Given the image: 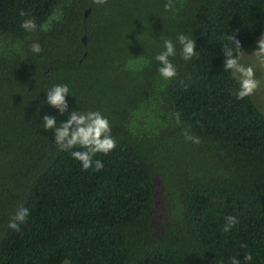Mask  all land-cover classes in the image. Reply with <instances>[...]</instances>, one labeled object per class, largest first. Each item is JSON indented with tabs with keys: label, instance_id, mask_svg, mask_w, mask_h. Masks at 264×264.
I'll list each match as a JSON object with an SVG mask.
<instances>
[{
	"label": "trees",
	"instance_id": "trees-1",
	"mask_svg": "<svg viewBox=\"0 0 264 264\" xmlns=\"http://www.w3.org/2000/svg\"><path fill=\"white\" fill-rule=\"evenodd\" d=\"M167 2L0 0V264L264 263V114L251 97L236 100L223 69L228 48L240 55L264 31V0ZM54 12L47 31L21 27ZM179 34L195 40L191 60ZM165 39L176 44L172 80L154 59ZM57 84L71 93L62 115L45 102ZM73 109L110 123L116 147L93 157L99 172L41 128L44 114L59 126ZM21 205L30 214L15 232ZM229 215L239 223L225 233Z\"/></svg>",
	"mask_w": 264,
	"mask_h": 264
},
{
	"label": "clouds",
	"instance_id": "clouds-1",
	"mask_svg": "<svg viewBox=\"0 0 264 264\" xmlns=\"http://www.w3.org/2000/svg\"><path fill=\"white\" fill-rule=\"evenodd\" d=\"M93 3L97 5H104L107 0H93ZM165 10H171L173 8L172 0L164 5ZM21 16H25L26 13L21 11ZM59 19V14L53 13L49 17V21L39 24L35 19H25L21 27L25 32H35L39 28L40 30L47 31L50 29L51 21ZM229 40L235 45L237 49L241 48L240 41L236 39L235 35H230ZM177 42L180 45V55L184 60H191L196 53L195 40L189 38L184 34L177 36ZM258 43V49L255 50L252 55L256 57L257 65H245L240 62L239 55H234L233 50L228 48L223 53V69L230 72L237 80L238 88L234 91V95L237 101H242L247 97L253 96L259 87V81L256 79L254 69L260 66H264V33L261 34ZM40 43L33 42L30 46V51L39 54L42 52ZM176 55V44L171 39L164 40V50L155 55L154 59L158 63V73L164 80H172L177 76V70L170 57ZM71 94L66 84L53 85L46 90V103L56 108L59 114H64L68 110V102L66 96ZM39 113V108L37 109ZM176 125L182 123L180 119V113L174 114ZM41 128L45 130H53L54 143L59 151L72 150L70 155L74 160L80 162L83 171H87L92 168L94 171L99 172L103 169L104 164L101 160L97 159L93 161V157L97 153L107 155L113 151L116 147V141L111 135V126L106 117L99 111L81 112L73 109L68 112V119L66 121H58L56 117L44 114L41 122ZM182 135L186 141H190L194 144L200 143V137L192 134L187 128L183 129ZM29 209L23 205L19 206L15 214L10 218L7 227L15 232L21 231V225L26 223L29 216ZM226 222L222 229L227 233L235 227L239 220L236 216L229 215L225 218ZM246 247V245H242ZM231 264H242L237 257H231ZM251 254L245 253L243 262L252 261Z\"/></svg>",
	"mask_w": 264,
	"mask_h": 264
},
{
	"label": "rangeland",
	"instance_id": "rangeland-1",
	"mask_svg": "<svg viewBox=\"0 0 264 264\" xmlns=\"http://www.w3.org/2000/svg\"><path fill=\"white\" fill-rule=\"evenodd\" d=\"M264 33V31L262 32ZM261 35L256 37L250 44H248L244 50L239 55L240 62L245 65H257V60L252 53L258 49V43ZM254 73L256 76V79L259 81V87L257 88L256 92L253 96H250L252 99V102L255 104V106L258 108V110L264 114V66L257 67L254 69ZM60 264H67L66 260H63ZM264 264V263H263Z\"/></svg>",
	"mask_w": 264,
	"mask_h": 264
},
{
	"label": "water",
	"instance_id": "water-1",
	"mask_svg": "<svg viewBox=\"0 0 264 264\" xmlns=\"http://www.w3.org/2000/svg\"><path fill=\"white\" fill-rule=\"evenodd\" d=\"M88 11H89V8H85V10L83 11L84 17L87 15ZM81 41H82V43L85 42V35L84 34L81 36Z\"/></svg>",
	"mask_w": 264,
	"mask_h": 264
}]
</instances>
